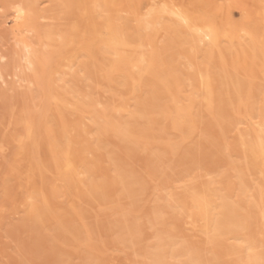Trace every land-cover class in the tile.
Wrapping results in <instances>:
<instances>
[{
    "label": "bare ground",
    "instance_id": "1",
    "mask_svg": "<svg viewBox=\"0 0 264 264\" xmlns=\"http://www.w3.org/2000/svg\"><path fill=\"white\" fill-rule=\"evenodd\" d=\"M0 11V264H264V0Z\"/></svg>",
    "mask_w": 264,
    "mask_h": 264
},
{
    "label": "rangeland",
    "instance_id": "2",
    "mask_svg": "<svg viewBox=\"0 0 264 264\" xmlns=\"http://www.w3.org/2000/svg\"><path fill=\"white\" fill-rule=\"evenodd\" d=\"M0 20L2 21V24H1V26H0V28L3 26V25H9L10 24V22H11V20H12V17L11 16H8V17H4V18H2L3 17V12L2 11H0ZM5 14V13H4ZM5 23V24H4ZM7 23V24H6ZM7 27H9V26H7ZM7 29V28H6Z\"/></svg>",
    "mask_w": 264,
    "mask_h": 264
}]
</instances>
